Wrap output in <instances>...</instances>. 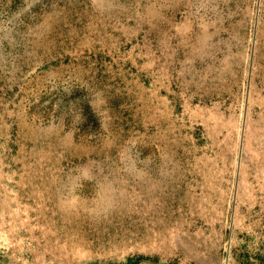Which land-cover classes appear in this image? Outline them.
<instances>
[{
    "label": "rangeland",
    "instance_id": "1",
    "mask_svg": "<svg viewBox=\"0 0 264 264\" xmlns=\"http://www.w3.org/2000/svg\"><path fill=\"white\" fill-rule=\"evenodd\" d=\"M0 264H264V0H0Z\"/></svg>",
    "mask_w": 264,
    "mask_h": 264
}]
</instances>
